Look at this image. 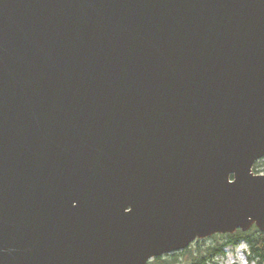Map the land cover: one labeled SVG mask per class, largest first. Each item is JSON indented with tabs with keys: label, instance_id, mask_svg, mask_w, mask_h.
Listing matches in <instances>:
<instances>
[{
	"label": "water",
	"instance_id": "water-1",
	"mask_svg": "<svg viewBox=\"0 0 264 264\" xmlns=\"http://www.w3.org/2000/svg\"><path fill=\"white\" fill-rule=\"evenodd\" d=\"M264 0H0V264H147L264 232Z\"/></svg>",
	"mask_w": 264,
	"mask_h": 264
},
{
	"label": "trees",
	"instance_id": "trees-1",
	"mask_svg": "<svg viewBox=\"0 0 264 264\" xmlns=\"http://www.w3.org/2000/svg\"><path fill=\"white\" fill-rule=\"evenodd\" d=\"M262 165L263 160L256 162L254 166V170L257 169L256 173L264 170L259 169ZM208 240L210 243H207ZM240 242L248 246L250 261L264 264V232H260L255 226L245 232L237 230L232 234H215L206 239H197L186 249L155 257L147 264H212L216 258L224 255L225 248H235Z\"/></svg>",
	"mask_w": 264,
	"mask_h": 264
},
{
	"label": "rangeland",
	"instance_id": "rangeland-1",
	"mask_svg": "<svg viewBox=\"0 0 264 264\" xmlns=\"http://www.w3.org/2000/svg\"><path fill=\"white\" fill-rule=\"evenodd\" d=\"M259 169H264V165L260 166ZM262 173H264V170ZM207 243H210V240ZM212 264H255V261H250L246 243L240 242L235 248H225L224 255L216 258Z\"/></svg>",
	"mask_w": 264,
	"mask_h": 264
},
{
	"label": "built area",
	"instance_id": "built-area-1",
	"mask_svg": "<svg viewBox=\"0 0 264 264\" xmlns=\"http://www.w3.org/2000/svg\"><path fill=\"white\" fill-rule=\"evenodd\" d=\"M251 173H252V174H256V171H254V170H251Z\"/></svg>",
	"mask_w": 264,
	"mask_h": 264
}]
</instances>
